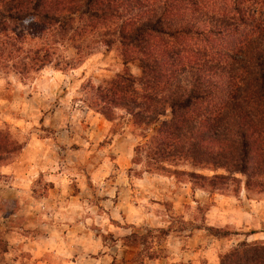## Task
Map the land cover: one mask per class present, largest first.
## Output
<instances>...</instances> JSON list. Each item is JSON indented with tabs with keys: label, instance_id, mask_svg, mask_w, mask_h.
<instances>
[{
	"label": "rangeland",
	"instance_id": "1",
	"mask_svg": "<svg viewBox=\"0 0 264 264\" xmlns=\"http://www.w3.org/2000/svg\"><path fill=\"white\" fill-rule=\"evenodd\" d=\"M108 1L0 0V264H217L264 242L262 161L241 173L201 161L209 133L199 119L191 157L159 159L153 138L169 106L146 123L105 94L141 75L118 37L125 11L159 9ZM186 5L174 2L161 24L172 29Z\"/></svg>",
	"mask_w": 264,
	"mask_h": 264
},
{
	"label": "trees",
	"instance_id": "2",
	"mask_svg": "<svg viewBox=\"0 0 264 264\" xmlns=\"http://www.w3.org/2000/svg\"><path fill=\"white\" fill-rule=\"evenodd\" d=\"M181 1L159 0L158 11L144 18L124 10L118 37L139 54L141 75L115 82L105 94L138 109L134 116L146 123L160 114L161 102L169 106L170 118L159 124L153 138L159 159L172 152L191 157L195 143L189 140L194 132L190 122L199 119L209 133L207 159L201 161L244 172L253 159L252 163H264V0L259 1L258 16L250 8L257 0H185V17L172 29L162 25L163 14ZM113 2L124 9L125 0H109L108 6ZM202 103L206 107L197 109ZM190 104L194 108L185 110ZM177 110L181 111L176 114ZM184 142L182 153L177 147ZM262 263L264 242H250L230 248L217 264Z\"/></svg>",
	"mask_w": 264,
	"mask_h": 264
},
{
	"label": "crops",
	"instance_id": "3",
	"mask_svg": "<svg viewBox=\"0 0 264 264\" xmlns=\"http://www.w3.org/2000/svg\"><path fill=\"white\" fill-rule=\"evenodd\" d=\"M61 225H62V223H61ZM55 233V232H54ZM57 234V233H56ZM60 235L61 234H57V235H55V234H52L51 235V237L50 238H57V237H60ZM49 240V239H48ZM57 240V239H56ZM29 241V240H28ZM29 243V242H28ZM91 244V247L93 246V243H90ZM57 247H59L58 245H56ZM95 246V245H94ZM53 248L55 249V246H53ZM56 250V249H55ZM34 257V255H32L30 258H33ZM31 260V259H30ZM208 260H210V261H207L208 263H213L214 262V258L213 259H208Z\"/></svg>",
	"mask_w": 264,
	"mask_h": 264
}]
</instances>
